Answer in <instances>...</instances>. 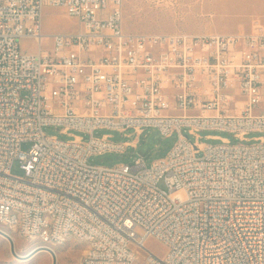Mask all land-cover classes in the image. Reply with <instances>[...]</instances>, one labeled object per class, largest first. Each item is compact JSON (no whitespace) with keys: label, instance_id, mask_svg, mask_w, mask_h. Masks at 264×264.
<instances>
[{"label":"built area","instance_id":"built-area-1","mask_svg":"<svg viewBox=\"0 0 264 264\" xmlns=\"http://www.w3.org/2000/svg\"><path fill=\"white\" fill-rule=\"evenodd\" d=\"M126 1L0 0V230L41 246L76 235L86 246L79 264H136L138 252L142 264H264V137L204 145L198 135L250 142L249 134L264 133L263 27L128 33ZM47 6L80 25L51 35L50 50ZM23 39L39 52H23ZM51 126L83 135L63 141L46 135ZM151 128L177 134L165 159L89 162L138 146L96 131L141 136ZM153 238L168 248L164 257L147 249Z\"/></svg>","mask_w":264,"mask_h":264},{"label":"rangeland","instance_id":"rangeland-1","mask_svg":"<svg viewBox=\"0 0 264 264\" xmlns=\"http://www.w3.org/2000/svg\"><path fill=\"white\" fill-rule=\"evenodd\" d=\"M188 1L192 0H168L161 3L148 0H128L123 5L124 29L128 33H143V34H166L176 35L184 33L182 31L183 21L180 15H187ZM196 2V0H194ZM179 17V23H177ZM217 27L220 32L231 34L236 32V27L243 24L245 19L240 14L235 16L232 22H224L222 15L217 16ZM43 47L45 50H50L52 41L50 36L53 34H68L80 29L79 22L69 17L66 11L62 8L45 7L42 13ZM185 24V22H184ZM235 29V30H234ZM20 48L23 52L35 54L39 52V47L35 41L23 39L20 41ZM45 133L49 137H57L63 141H70L74 136H82L78 131H72L68 134H63L60 127L51 126L45 128ZM109 135L115 143H138L137 148L129 147L124 155L116 153H106L100 156L92 157L89 162L98 165L112 167L124 163H132L134 156L142 154L146 158L148 166L165 159L170 151L177 143V134L164 137L157 129H147L141 136L134 133V130H128L124 133L112 130H98L95 132L96 137ZM199 142L204 145H219L221 139H227L232 144H255L254 139L264 137V133H251L246 139L250 142H241L234 138L232 134L218 131H201L198 133ZM211 137H218L214 140ZM85 138H87L85 136ZM192 143L196 142V137L191 136ZM202 155V154H201ZM12 175L21 177L22 172L17 165L12 168ZM163 187V185H161ZM16 241V253L19 256H27L32 251L39 249L41 246L36 243H31L20 237L13 235ZM147 249L164 257L168 248L157 239H150L146 245ZM52 249L58 256V264H79L83 258L86 246L76 240L67 242L64 245H53ZM139 260L136 264H142L144 255L138 252ZM0 264H53V257L49 252L38 253L30 260H17L11 253L10 245L7 240L0 236Z\"/></svg>","mask_w":264,"mask_h":264},{"label":"crops","instance_id":"crops-1","mask_svg":"<svg viewBox=\"0 0 264 264\" xmlns=\"http://www.w3.org/2000/svg\"><path fill=\"white\" fill-rule=\"evenodd\" d=\"M241 15L245 21L236 32L225 34L217 27L218 17L232 22ZM182 31L191 35H245L254 31L257 24L264 29V0H194L188 1L187 15H180ZM185 22V24H184ZM179 23V17H177Z\"/></svg>","mask_w":264,"mask_h":264},{"label":"water","instance_id":"water-1","mask_svg":"<svg viewBox=\"0 0 264 264\" xmlns=\"http://www.w3.org/2000/svg\"><path fill=\"white\" fill-rule=\"evenodd\" d=\"M0 236L8 241V243L10 245L11 253L17 260H23V261L29 260V259L33 258L34 256H36L40 252H49L53 257V264H58L57 256H56L54 250L47 247V246H41L39 249L32 251L27 256L22 257L16 253L15 243L9 234L0 230Z\"/></svg>","mask_w":264,"mask_h":264},{"label":"bare ground","instance_id":"bare-ground-1","mask_svg":"<svg viewBox=\"0 0 264 264\" xmlns=\"http://www.w3.org/2000/svg\"><path fill=\"white\" fill-rule=\"evenodd\" d=\"M188 157H190V159H198V152L196 150H188ZM13 235H16L21 238V234H13ZM72 240L78 241V237H76V235H67V242L72 241ZM13 241L16 245V241L14 238H13ZM33 243L39 244V246H41V241H33ZM64 244L65 243H56V244L55 243H42V246H47L52 249L53 245H64ZM40 253H44V252H40ZM57 259H58V256H57Z\"/></svg>","mask_w":264,"mask_h":264}]
</instances>
